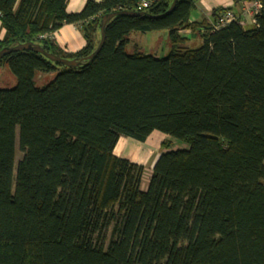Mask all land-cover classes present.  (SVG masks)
Instances as JSON below:
<instances>
[{
	"label": "trees",
	"instance_id": "trees-1",
	"mask_svg": "<svg viewBox=\"0 0 264 264\" xmlns=\"http://www.w3.org/2000/svg\"><path fill=\"white\" fill-rule=\"evenodd\" d=\"M139 0H0V50L33 42L84 60L103 14ZM252 27L191 20L195 0L163 17L111 18L91 62L76 68L24 50L3 56L16 78L0 88V264H264V0ZM171 0L146 10L163 13ZM80 25L67 54L48 37ZM167 30L157 57L132 32ZM198 34L200 46L185 45ZM85 61V60H84ZM55 72L41 87L39 73ZM160 144L146 190L144 166L114 155L119 137L153 132ZM16 146L21 152L15 163Z\"/></svg>",
	"mask_w": 264,
	"mask_h": 264
},
{
	"label": "crops",
	"instance_id": "crops-1",
	"mask_svg": "<svg viewBox=\"0 0 264 264\" xmlns=\"http://www.w3.org/2000/svg\"><path fill=\"white\" fill-rule=\"evenodd\" d=\"M86 1L87 0H67L66 11L70 13L79 12L84 6ZM94 1H99V0H94ZM242 1H245V0H198V1H195L196 2L195 8L197 9V11L193 15L190 14V19L191 20L207 19L208 22H211L212 10L215 8H219V7L220 8H230L235 14L240 15V12H241L240 7H241ZM200 9H203L205 12L207 11L206 13L204 12V15L206 16H204L203 18L200 17L201 16ZM186 31L188 30H185L183 32H186ZM134 33H137V32H134ZM130 34L128 37L129 41H131ZM3 35H4V30L0 27V38H2ZM183 35L185 36L184 33ZM188 35L190 36V33ZM51 39L58 48H60L64 53H67V54H72L78 51L79 49H81L85 45V39L83 37V31L80 25L63 24L57 31L53 33ZM152 135L158 136L160 134L156 132H152L143 142L136 141L129 137L121 136L118 139L122 143L120 146V150L119 152L118 151L115 152V148L119 142L117 141L114 147L113 153L114 155L118 157L126 158L129 161H132L134 163L141 164V165H144L146 162L152 159L151 163L153 165L154 161L156 160V158L158 157V155L163 149L159 153L155 154V149L151 148L147 144L146 141ZM143 185L144 186L143 187L141 186L140 188L141 190H145L147 183H144Z\"/></svg>",
	"mask_w": 264,
	"mask_h": 264
},
{
	"label": "rangeland",
	"instance_id": "rangeland-1",
	"mask_svg": "<svg viewBox=\"0 0 264 264\" xmlns=\"http://www.w3.org/2000/svg\"><path fill=\"white\" fill-rule=\"evenodd\" d=\"M198 1V0H195ZM237 10V8H236ZM197 11L196 8L192 9L191 11V15L195 14V12ZM201 11V18H203L204 16V10L200 9ZM210 11V10H208ZM207 12V11H206ZM205 12V13H206ZM210 15V14H209ZM208 15V16H209ZM198 17V16H197ZM199 18V19H201ZM206 18V17H205ZM207 20V19H206ZM245 28H250L252 27V23L249 21L244 22L243 23ZM189 31L183 32L185 34V36H187V40L185 45L190 47V48H196L198 46H200L201 44V38L199 37L198 34H193V35H188ZM131 37V41H129V44L125 47V51L127 53H130L133 49V44H137L142 51H144L147 54H152L154 56L157 57H161L164 56L168 53L169 51V43H168V35H167V31L165 30H160V31H150V32H146V33H134L132 32V34H130ZM55 75V72H49V73H39L35 76V85L37 87H41L44 84H46L47 82H49ZM16 84V78L15 76L11 73L9 67L7 64H3L0 67V88H10L13 87ZM156 132L160 135L158 136H150L148 138V140L146 141L147 144L151 147L155 149V154L159 153L162 149L160 147V144L162 142H169L171 149H183V148H187L188 145L180 140L171 138L167 135H164L163 133H161L160 131H153ZM120 148L118 150H116L115 152H119ZM163 151V150H162ZM21 152L18 150V147L16 146V152H15V163L20 159L21 157ZM152 159H150L148 162H146L143 166H144V172L142 174V178H141V186L143 187L144 183L148 184V180L150 177V173H151V167H152ZM147 188V185H146ZM145 188V190H146ZM144 191V190H142Z\"/></svg>",
	"mask_w": 264,
	"mask_h": 264
},
{
	"label": "water",
	"instance_id": "water-1",
	"mask_svg": "<svg viewBox=\"0 0 264 264\" xmlns=\"http://www.w3.org/2000/svg\"><path fill=\"white\" fill-rule=\"evenodd\" d=\"M178 0H171V3L169 7L161 14L158 15H150L146 11H136V10H117L109 13H105L102 15L100 18V24H99V33H100V39L95 47V49L87 56L84 58V60H77L74 58L68 59L64 58L61 56H58L56 54H53L51 52L46 51L41 45L33 42H25V43H19L14 46H5L0 50V60L3 56L15 52V51H24V50H31L37 53H40L50 61L63 64L69 68H76L80 65H86L89 62L92 61V59L95 57V55L99 52L101 49L104 41H105V27L108 21L119 15H125V16H142V15H147L150 17H163L167 14H169L175 7L176 3Z\"/></svg>",
	"mask_w": 264,
	"mask_h": 264
},
{
	"label": "built area",
	"instance_id": "built-area-1",
	"mask_svg": "<svg viewBox=\"0 0 264 264\" xmlns=\"http://www.w3.org/2000/svg\"><path fill=\"white\" fill-rule=\"evenodd\" d=\"M162 1L164 0H139L133 10L146 11L154 4ZM260 7L261 5L259 0H245L242 1L241 3L240 15L235 14L230 8H225L223 12H221L216 16L215 21L212 22L211 24L212 29H218L232 21H237V20L240 21L241 23L250 20V22L253 24L254 17L259 11ZM52 35L53 34L49 35L48 37H50L51 39Z\"/></svg>",
	"mask_w": 264,
	"mask_h": 264
},
{
	"label": "bare ground",
	"instance_id": "bare-ground-1",
	"mask_svg": "<svg viewBox=\"0 0 264 264\" xmlns=\"http://www.w3.org/2000/svg\"><path fill=\"white\" fill-rule=\"evenodd\" d=\"M123 139H124V138H123ZM118 141H119V140H118ZM121 144H122L121 141H119L118 144H117V146H116V148H115V151L118 150V149L120 148Z\"/></svg>",
	"mask_w": 264,
	"mask_h": 264
}]
</instances>
